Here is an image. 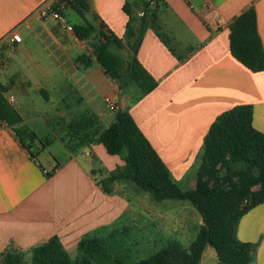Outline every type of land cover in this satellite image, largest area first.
<instances>
[{
  "label": "crops",
  "instance_id": "crops-1",
  "mask_svg": "<svg viewBox=\"0 0 264 264\" xmlns=\"http://www.w3.org/2000/svg\"><path fill=\"white\" fill-rule=\"evenodd\" d=\"M49 2L58 8L62 0H0L5 97L15 99L9 103L39 139L55 136L45 148L36 141L33 157L0 120V254L11 246L31 250L53 236L66 249L78 248L84 236L130 213L123 194H106L95 182L90 161L108 160L105 147L89 143L72 153L64 144L76 135L71 127L83 124L97 132L108 128L117 112L128 111L175 182L189 186L186 190L195 188L204 138L217 116L251 105L253 125L264 134V72L241 64L229 42L230 25L254 6L264 47V0H157L156 22H150L137 55L158 83L148 95L134 86L120 90L92 51L102 33L124 37V6L129 3L141 17L139 0H87L84 16L67 4L58 20L37 15ZM86 22L96 28L88 41L67 28ZM14 32L21 43L11 42ZM82 56L90 58V66L79 60ZM108 101L117 111L108 109ZM58 126L66 134L58 135ZM114 165L116 160L97 168L109 174ZM238 238L254 245L253 264H264V204L243 216ZM200 264H219L216 252L207 247Z\"/></svg>",
  "mask_w": 264,
  "mask_h": 264
},
{
  "label": "trees",
  "instance_id": "trees-1",
  "mask_svg": "<svg viewBox=\"0 0 264 264\" xmlns=\"http://www.w3.org/2000/svg\"><path fill=\"white\" fill-rule=\"evenodd\" d=\"M139 1L144 13L141 17L133 14L129 3L124 6L128 16L124 37L102 33V39L93 44L92 51L97 63L120 90L134 86L141 94L148 95L158 83L141 65L137 55L150 22H156V13L147 0ZM68 5L81 16L89 10L87 0H69ZM73 31L79 40L88 41L96 28L86 22L73 27ZM229 42L232 55L241 64L254 73L264 72V47L254 6L230 25ZM114 48L128 49L130 56L125 59L116 54ZM79 60L85 66L91 64L87 56ZM7 91L0 83V120L13 129L21 144L36 157L33 151L36 141L45 148L52 139H39L25 126L21 115L5 97ZM87 127L83 124L71 127V134L76 132V135L64 140L67 149L76 153L86 144H102L109 155L120 156L124 162L98 182L103 192L116 194L120 183L132 182L149 192L156 201H188L202 219L196 238L188 248L169 239L154 254L138 260L132 249L125 248L132 229L113 226L84 236L78 243L75 259L60 238L53 236L28 251L12 246L5 249L0 254V264H200L207 247L215 250L219 264H253L254 245L238 238L243 216L264 204V134L253 125L251 105L225 111L211 124L204 138L196 185L190 190L181 189L175 182L171 171L128 111L117 112L115 121L104 130L93 132ZM54 172L46 176L51 177Z\"/></svg>",
  "mask_w": 264,
  "mask_h": 264
},
{
  "label": "rangeland",
  "instance_id": "rangeland-1",
  "mask_svg": "<svg viewBox=\"0 0 264 264\" xmlns=\"http://www.w3.org/2000/svg\"><path fill=\"white\" fill-rule=\"evenodd\" d=\"M113 51L125 59L130 56L128 49L114 48ZM64 132L62 127H57L56 133L58 135L66 134L65 130ZM53 137L55 136L51 138ZM67 138H70V136ZM57 146L62 148L60 143ZM55 151L57 152L56 147ZM108 158V160L99 159L97 161H90L95 164V169L97 170V173L94 175L97 185L99 181L105 179L111 172L116 171L123 163L120 156L110 155ZM115 160L118 165H114L113 170L109 174H107L105 168H97L101 165H112V162ZM41 162L45 165L44 160L41 159ZM239 167L241 168V166ZM180 187L186 190L189 186L180 184ZM117 189L120 192L116 194L119 196L123 194V198L131 211L122 220L113 222L109 227L117 226L132 229L129 233V238H126L125 248L132 249L134 256L138 260L146 259L154 254L169 239H175L183 247L188 248L196 238L200 228L198 222L201 216L190 202L179 200L156 201L149 192L141 190L132 182H122ZM209 248L211 252H215L213 248ZM66 250L71 258L75 259L78 256L77 248ZM206 258L209 259L210 255L207 254Z\"/></svg>",
  "mask_w": 264,
  "mask_h": 264
},
{
  "label": "built area",
  "instance_id": "built-area-1",
  "mask_svg": "<svg viewBox=\"0 0 264 264\" xmlns=\"http://www.w3.org/2000/svg\"><path fill=\"white\" fill-rule=\"evenodd\" d=\"M69 0H63L61 2L60 7L56 8L53 3L49 2L46 4H43V6H41L38 11H37V15L40 17H46L48 15H51L54 19H61V13L60 10H62V8L64 6H66L68 4ZM147 2L149 3V5L151 7H154L157 4V0H147ZM141 16H143V13H141ZM70 31H73L72 27H67ZM11 42L14 43H21L22 42V37L19 33L14 32L10 38ZM1 56V53H0ZM10 103H13L15 101V99L13 97H10L8 100ZM107 107L110 111H117V105L111 101L107 102Z\"/></svg>",
  "mask_w": 264,
  "mask_h": 264
}]
</instances>
